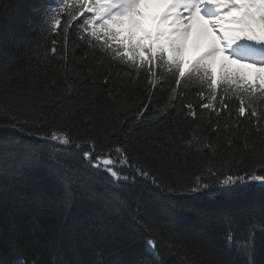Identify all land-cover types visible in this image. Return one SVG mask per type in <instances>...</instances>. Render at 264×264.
I'll use <instances>...</instances> for the list:
<instances>
[{
	"label": "trees",
	"instance_id": "1",
	"mask_svg": "<svg viewBox=\"0 0 264 264\" xmlns=\"http://www.w3.org/2000/svg\"><path fill=\"white\" fill-rule=\"evenodd\" d=\"M50 4L52 0H0V20L9 28V49H32L31 59L18 54L11 61V80L0 77V124L15 115L28 121L26 127L42 133L63 129L83 150H89L83 141L93 137L97 155L124 144L127 137L132 166L120 167L122 176L129 179L117 186L84 165L81 149L68 145L59 150V145L49 147L45 141L0 127V141L44 146L39 162H25L21 155L0 156V200L15 199L29 209L15 231L0 218V264L37 253L47 262L58 237H62L64 258L72 257L73 244L91 255L92 249L85 247V240L91 238L102 249L104 264H156L145 246L149 232L158 234L163 264H186L192 258L186 249L205 233L216 254L228 264H247L243 254L225 244L229 227L235 230L236 246L256 228L252 261L264 264V236L259 231L264 228V189L251 185L225 190L219 183L228 175L253 171L264 175V168L258 166L259 151H243L246 134L258 149L264 144V136L256 133L257 118L237 116L239 102L227 85V91L216 89L218 96L227 97V109L219 100H212L213 90L206 83H189L178 89L183 92L181 98L170 100L171 88L176 87L172 83L175 67L167 71L159 61L153 68L161 69L164 83L151 88L146 69L136 74L130 65L98 50L104 45L92 40L90 47L88 39H81L87 36L82 21L88 13L77 15L80 8L74 0L61 14V25L68 28L65 52L63 35L38 27L41 12L37 10ZM52 47L57 49L55 54ZM69 83L71 91H67ZM28 92L34 111L5 110L8 105L22 104ZM189 103L195 117L187 115L184 105ZM145 104L147 111H143ZM209 104L212 107H202ZM253 106L259 113L264 104L257 98ZM260 124L264 127V120ZM140 167L156 176L159 187L136 172ZM209 169L217 175L210 176ZM198 176L209 188L191 194L188 189ZM67 184L72 185L70 191ZM29 215L47 229L35 248L26 235ZM169 229L185 238V247L170 249L164 244ZM101 232L106 236L104 242L98 239Z\"/></svg>",
	"mask_w": 264,
	"mask_h": 264
},
{
	"label": "snow or ice",
	"instance_id": "2",
	"mask_svg": "<svg viewBox=\"0 0 264 264\" xmlns=\"http://www.w3.org/2000/svg\"><path fill=\"white\" fill-rule=\"evenodd\" d=\"M74 2L80 8L77 15H84L85 11L88 13L82 21L87 36L82 35L81 39H88L90 47L93 46L92 40H95L98 44L104 45L102 49H98L99 51L111 54L110 58L130 65L132 72L139 74L146 69L147 84L153 89L164 83L161 79V69L157 67L154 70L153 68L154 62L159 61L167 71H171L174 66L172 83L176 87L171 88L170 100L181 98L183 92L178 89L185 88L189 83L200 85L206 83L213 90L212 100H219L222 108L227 109V97L218 96L216 89L219 87L227 91L225 85L229 86L235 94L234 98L239 102L237 116L256 117V133L264 136V127L260 124V121L264 120V115H261L264 113V107L258 113L253 106L257 98L261 104H264V0H74ZM68 3L69 0H52V4L37 10L41 12V23L38 26L40 30L44 31L47 27L50 32L63 35L65 52L68 28L61 25V14ZM153 5L161 10L150 11L149 7ZM185 13L187 20L183 19ZM193 27L199 30L198 38L204 35L209 37V40L206 50L201 54L193 53V58L186 61L185 56L192 52L193 46L189 44V32ZM58 28H62V32L57 31ZM8 31V24L0 20V77L11 80L12 75L9 73L11 61L18 54L31 59L32 49L27 47L19 52L9 49ZM51 42L55 45L57 40L53 38ZM51 52L55 54L56 47H52ZM225 53L227 55H224ZM217 54L222 57L218 79L212 71L213 64L218 58ZM153 76L156 77L155 81L151 79ZM105 82H107V77ZM71 89L72 84L69 83L67 91ZM31 95L32 93L28 92L22 98L24 101L22 104L8 105L5 110L34 111ZM109 95L111 96L112 93L110 92ZM171 106L174 108L175 104ZM184 107L187 108L189 117H195L196 112L192 104H186ZM202 107L207 109L212 105ZM147 109L148 105H143V111ZM165 113H167V108ZM142 114L143 112L139 113V115ZM27 123L26 119L21 121L13 115L10 122L0 124V127L12 128L29 137L45 141L49 147L59 145V150H63L68 145L81 149L84 165L105 175L111 183L117 186L129 179L127 176H122L119 167L132 166L129 164L127 137H125L124 144L110 148L103 155H97L95 154L96 140L93 137L83 141L89 145V150H83L81 143L74 144L67 131L63 129L42 133L26 127ZM43 147V145L33 146L29 143L20 144L14 140L0 141V156L21 155L25 162H39L44 155ZM208 147L212 146L209 144ZM229 147H231V141ZM243 151H259L258 166L264 168V144L258 149L255 142H248L246 134ZM49 156L51 157V153ZM136 172L159 187L156 176L150 171L140 167L136 168ZM208 172L210 176L217 175L211 169ZM219 183L227 187L260 185L264 189V175L256 174L254 171L241 176L228 175ZM67 188L70 191L72 185L67 184ZM207 188L209 184L204 183L203 178L198 176L194 186L190 187L188 192L195 194ZM28 212L29 209L23 207L15 199L0 200V218L11 225L14 231L20 227L25 213ZM133 219L138 224L141 223L138 216H134ZM143 226L148 231L147 225ZM25 228L28 243L33 248L39 246L41 236H46L47 229L32 215H29L25 222ZM234 231L231 227L226 230L224 236L226 246L230 250L235 248L238 253L243 254L247 264H253L256 228L249 230L248 236L239 246H236ZM259 231L264 236V228H260ZM0 232H3L2 228ZM149 237L145 240L146 250L155 258L156 264H163L158 234L152 235L149 232ZM98 239L104 242L105 234L101 232ZM61 240L62 237H58L57 241L51 245L50 259L47 262L40 260L37 253L32 257H17L12 264H104L102 249L91 238L85 240V247L92 249L91 255L82 253L78 246L73 244L71 258H64L61 254ZM261 243L264 244V239ZM164 244L171 249L175 246L185 247L186 241L180 233L169 229ZM202 244L206 247H202ZM186 251L192 252V258L186 264H228L216 254L212 239L206 233L202 234L192 248Z\"/></svg>",
	"mask_w": 264,
	"mask_h": 264
},
{
	"label": "rangeland",
	"instance_id": "3",
	"mask_svg": "<svg viewBox=\"0 0 264 264\" xmlns=\"http://www.w3.org/2000/svg\"><path fill=\"white\" fill-rule=\"evenodd\" d=\"M150 10V8H149ZM161 9L158 7L156 11H160ZM183 19L187 20V15L186 13L183 14ZM198 28L197 27H193L192 29H190L189 32V44L191 45L192 42L194 43V46L192 48V52H190L188 55L185 56V60L187 61L189 58H191L193 55V53L195 54H201L202 51L206 50V45L208 43L209 37L204 36V35H200L198 38ZM218 55V59H220L221 57ZM225 55V54H224ZM222 59V58H221ZM214 65V64H213ZM213 71V68H212ZM119 167H123V166H119Z\"/></svg>",
	"mask_w": 264,
	"mask_h": 264
},
{
	"label": "bare ground",
	"instance_id": "4",
	"mask_svg": "<svg viewBox=\"0 0 264 264\" xmlns=\"http://www.w3.org/2000/svg\"><path fill=\"white\" fill-rule=\"evenodd\" d=\"M149 8H150V11H156L158 6L153 5V6H150Z\"/></svg>",
	"mask_w": 264,
	"mask_h": 264
}]
</instances>
